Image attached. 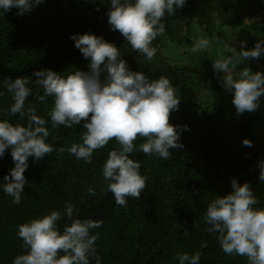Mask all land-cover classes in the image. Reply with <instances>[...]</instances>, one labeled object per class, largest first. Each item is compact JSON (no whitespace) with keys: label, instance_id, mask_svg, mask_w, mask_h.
<instances>
[{"label":"trees","instance_id":"1","mask_svg":"<svg viewBox=\"0 0 264 264\" xmlns=\"http://www.w3.org/2000/svg\"><path fill=\"white\" fill-rule=\"evenodd\" d=\"M110 7V0H44L24 15H17L16 7L3 14L0 9V119L26 125L27 117L21 120L19 114L10 115L14 98L5 81L27 77L32 95L25 110L32 105L47 121V142L55 148L43 160L29 157L20 204L13 203L2 188L4 177L15 166L11 149L0 157V264H13L18 255L26 254L18 236L19 225L52 210L63 212L67 204L74 206L76 217L102 221L100 228L92 230V234L100 233L95 244L100 264H179L178 255L197 251L201 253L199 264H247L246 257L224 253L218 234L206 231L210 226L205 214L214 198L232 191L233 178L241 185L250 183L259 200L256 207H264V183L259 181L264 124L254 126L256 111L236 119L221 106L180 99L170 119L173 125L188 126L180 135L183 147L170 149V157L164 160L140 152L143 139L134 141L137 150L130 158L141 163L140 172L148 179L141 199L129 197L123 207L106 191L108 182L102 171L108 153L119 149L118 143L110 140L95 150L91 163L77 160L67 149L82 143L84 121L72 128H53L50 112L54 98L39 100L44 90L34 83L33 73L52 70L67 77L77 70L89 71L90 59L75 47L71 36L92 33L114 43L131 71L142 72L149 80L170 79L177 95L186 85L216 95L223 90V76L172 61L165 46H180L195 30L198 39L210 37L217 25H256L259 38L264 39V25L256 22L264 24V0H186L174 15L163 18L165 32L152 43L157 51L151 61L133 51L125 37L112 29ZM262 70L255 67V71ZM106 76L105 70L101 80ZM244 139L252 146H244ZM60 147L66 151L60 153ZM89 187L95 189V195L88 193ZM66 223V217L58 222L61 231Z\"/></svg>","mask_w":264,"mask_h":264},{"label":"clouds","instance_id":"2","mask_svg":"<svg viewBox=\"0 0 264 264\" xmlns=\"http://www.w3.org/2000/svg\"><path fill=\"white\" fill-rule=\"evenodd\" d=\"M44 0H0L4 12L18 8L17 15H24ZM186 0H110L108 22L113 30L119 31L131 45L133 51L151 61L157 49L153 41L165 32L163 18L174 15L176 8H182ZM75 42L85 58L90 59L89 71L77 70L61 76L52 70L35 71L34 83L42 86L44 93L39 97H53L50 112L52 127L72 128L84 121L86 131L82 143H73L67 151L83 160L92 162L93 152L115 140L118 150L108 153L103 165V179L107 181L106 191L113 194L119 206L126 207L128 198L141 199L146 188L147 177L140 172L141 163L130 158L136 149L134 141L143 139L139 151L145 155H156L164 160L170 157V149L182 148L181 131L187 125L171 123V113L178 110L180 97L172 81L165 76L149 80L142 72L131 71L121 58L120 49L102 36L92 33L73 34ZM207 37L199 38L191 52L206 51L211 45ZM244 48V44H241ZM225 50L214 60L213 68L223 73L222 86L234 91L233 104L237 115L255 112L260 107V97L264 95V73L253 72L250 67L242 68L234 74L237 65L249 59H259L264 53V40L257 42L251 50L237 52L233 47ZM106 70L103 81L101 75ZM27 77H17L5 81V88L12 93L14 103L10 115L19 114L27 123H13L0 119V157L6 149H11L15 166L4 177L3 192L20 204L27 183L25 171L28 159L43 160L55 151L47 142L50 131L47 121L38 116L34 106L25 110L26 100L32 95ZM243 145L251 147L252 142L244 139ZM64 147L59 148L64 153ZM259 181L264 183V162L260 165ZM95 195V189H87ZM259 200L250 183L241 185L232 179V191L214 198L207 207L205 222L210 227L206 231L218 234L224 253L247 258V264H264V207H256ZM74 206L67 204L63 212L52 210L41 218L32 219L18 227V236L27 250L18 255L13 264H100L96 241L100 233L92 234L100 228L102 221L81 219L74 215ZM66 217L63 230L58 222ZM179 264H199L201 253L178 255Z\"/></svg>","mask_w":264,"mask_h":264},{"label":"rangeland","instance_id":"3","mask_svg":"<svg viewBox=\"0 0 264 264\" xmlns=\"http://www.w3.org/2000/svg\"><path fill=\"white\" fill-rule=\"evenodd\" d=\"M259 25L262 24L259 20H256ZM255 26H249L246 24L238 25H217L210 37L211 45L208 50L200 51L197 53L191 52V48L195 46L198 38L195 33L197 30L192 31L189 36L183 41L180 46L166 45V51L170 53L172 61H177L180 63H190L196 67H202L207 70H212L216 75L217 72L214 71L213 64L214 60L219 58L221 55L227 57L230 55L225 48L233 47L237 52L242 50H251L255 47L257 42L264 40L260 39L261 32L255 29ZM259 35V36H258ZM244 44V48H241V44ZM262 67V73H264V53L261 54L259 59H249L243 63L236 66L234 74L238 73L244 67H250L253 72L255 67ZM223 76V73H219ZM190 85H186L184 90L178 91V96L183 101L194 102V103H207L221 106V108L229 113L232 117L238 119L245 114H252L254 112H245L242 115H237L236 108L233 104L234 91L230 92L223 87V90L216 95H210L209 92L200 91L194 89ZM257 115L255 119L254 126H261L264 124V95L260 97V107L256 110Z\"/></svg>","mask_w":264,"mask_h":264}]
</instances>
